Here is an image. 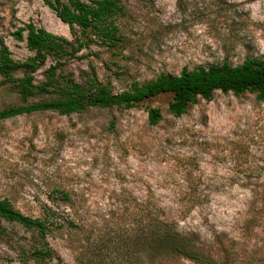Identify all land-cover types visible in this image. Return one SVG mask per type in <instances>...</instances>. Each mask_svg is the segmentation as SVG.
<instances>
[{
    "label": "rangeland",
    "instance_id": "rangeland-1",
    "mask_svg": "<svg viewBox=\"0 0 264 264\" xmlns=\"http://www.w3.org/2000/svg\"><path fill=\"white\" fill-rule=\"evenodd\" d=\"M122 1L119 44L93 43L67 55L58 74L87 85L93 73L119 92L162 72L264 57V0ZM28 21L72 39L45 0H0V38L15 60L34 53L14 37ZM52 63L56 58L49 56L34 73L36 81ZM171 97L161 93L128 108L89 106L69 115L45 110L0 120V199L52 223L46 240L58 257L45 264H80V251L95 245L105 259L111 253L119 260L120 245L141 223L140 205L148 198L175 215L180 229L202 239L224 232L239 240L253 264H264L262 227H246L251 199L264 193V102L252 92L215 91L174 116L167 110ZM22 103L16 85L0 76V109ZM151 107L161 111L155 125L148 122ZM36 240L34 229L0 217V264H34L24 262L22 250Z\"/></svg>",
    "mask_w": 264,
    "mask_h": 264
},
{
    "label": "trees",
    "instance_id": "trees-1",
    "mask_svg": "<svg viewBox=\"0 0 264 264\" xmlns=\"http://www.w3.org/2000/svg\"><path fill=\"white\" fill-rule=\"evenodd\" d=\"M56 16L68 25L72 39L54 34L43 27L28 21L14 31V37L24 40L33 55L20 61L11 57V52L0 38V76L3 82L16 85L23 103L0 109V120L20 114L53 110L69 115L80 112L89 106L132 107L137 103L161 93H171L167 110L174 116H180L198 98L210 99L215 91L232 92L240 95L255 93L256 98L264 102V57L246 58L237 65L227 62L193 69L183 68L178 74L159 73L155 78L139 82L133 81L127 89L114 92L107 84L97 80L95 74L87 77V85H80L71 77L57 73L59 60L74 55L98 43L107 47L117 46L122 35L116 18L125 13L122 0H45ZM49 56L57 63L49 64L43 71L44 78L36 81L34 73L45 64ZM22 71V76H14ZM46 95L47 99L28 103L33 96ZM161 119L158 107L148 108V122L155 125ZM63 200L69 198L67 192L58 191ZM141 223L134 227L129 242L120 245L119 260L111 253L104 258L98 246L80 251V264H168L177 259H187L194 264H253L244 250L239 247L235 237L225 238L226 233H215L209 239H202L195 231L179 228L178 219L162 210L151 199L140 205ZM251 215L246 227L260 225L264 233V193L254 195L250 201ZM0 217L16 221L37 233V244L30 250H22L34 264H45L56 255L46 240L52 223L48 218L29 217L12 207L6 199H0ZM88 251V253H87Z\"/></svg>",
    "mask_w": 264,
    "mask_h": 264
}]
</instances>
